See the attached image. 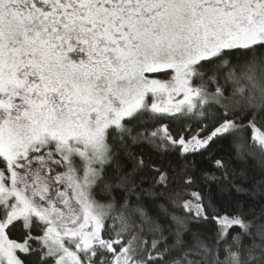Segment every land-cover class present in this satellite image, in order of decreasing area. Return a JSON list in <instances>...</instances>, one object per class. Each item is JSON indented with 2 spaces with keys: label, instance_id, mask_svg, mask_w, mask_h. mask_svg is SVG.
I'll list each match as a JSON object with an SVG mask.
<instances>
[{
  "label": "snow or ice",
  "instance_id": "1",
  "mask_svg": "<svg viewBox=\"0 0 264 264\" xmlns=\"http://www.w3.org/2000/svg\"><path fill=\"white\" fill-rule=\"evenodd\" d=\"M0 264H264V0H0Z\"/></svg>",
  "mask_w": 264,
  "mask_h": 264
}]
</instances>
